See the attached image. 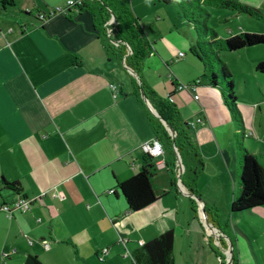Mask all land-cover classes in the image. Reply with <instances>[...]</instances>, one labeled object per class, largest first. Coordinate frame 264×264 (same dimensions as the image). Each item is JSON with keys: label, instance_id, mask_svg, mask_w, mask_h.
Listing matches in <instances>:
<instances>
[{"label": "crops", "instance_id": "0c3cea01", "mask_svg": "<svg viewBox=\"0 0 264 264\" xmlns=\"http://www.w3.org/2000/svg\"><path fill=\"white\" fill-rule=\"evenodd\" d=\"M61 1L0 0V179L20 185L15 193L0 183V204L19 196L32 199L26 212L13 211L7 217L0 211V258L12 264H24L27 256L36 257L40 264H133L131 254L139 243L172 230L174 264H221L226 252L235 264H264V220L253 222L247 232L229 219L223 228L212 211H201L203 224L212 223L220 230L217 242L205 235L193 209L192 216L182 221L174 208L177 200L161 205L168 194L165 190L144 209H127L116 182L150 164L153 187L158 178L154 163L160 172L169 168L164 155L144 159L141 145L155 139L148 115L134 94L132 78L116 60L108 59L91 15L72 10L45 21L36 18V13ZM123 1L154 43L144 60L148 65L169 64L155 50L156 42L165 41L174 53L193 45L191 27L178 13L175 22L169 21L164 9L168 5L157 0ZM179 53L176 61L186 56ZM143 76L142 71L145 84L159 96L170 97L184 122L190 117L203 119V125L188 129V136L192 144L190 132L199 143L203 136L213 140L214 153L233 182L232 201L237 131L219 88L209 85L207 78L184 80L198 81L194 92L185 90L193 102L188 106L192 114L185 117L177 97L184 90L175 89L181 83L178 78L174 76L168 91H161ZM109 84L118 88L115 98ZM247 115L251 126L243 143L264 167V143L255 140L256 136L264 139V108L250 105ZM222 126L230 128V159L217 136ZM195 147L202 157L201 146ZM166 176L170 188L171 177ZM44 240L48 249L42 246Z\"/></svg>", "mask_w": 264, "mask_h": 264}, {"label": "trees", "instance_id": "16d2710c", "mask_svg": "<svg viewBox=\"0 0 264 264\" xmlns=\"http://www.w3.org/2000/svg\"><path fill=\"white\" fill-rule=\"evenodd\" d=\"M164 5L176 6L182 19L194 30V43L190 53L203 65V71L211 86L218 87L223 102L236 127V192L230 205V212L264 206V167L255 155L244 146V125L237 99L233 92L231 72L220 59V52L236 51L244 48L264 45V35L240 32L228 38H220L207 24L208 8L226 9L236 14L263 20L264 17L252 7L235 0H157ZM76 10L87 11L92 19L97 37L109 60H116L122 69L132 78L134 94L141 107L146 111L155 139L161 143L165 166L171 170V185L176 181L184 188L190 202L194 197L199 202L200 211L204 208L196 192V180L201 174L203 160L188 136V124L180 116L170 97L159 96L142 79L143 64L154 50L140 24V19L123 0H79ZM167 64V63H166ZM168 66V64H167ZM255 71L264 74V61L258 62ZM243 132V133H241ZM241 134V135H240ZM243 135V136H242ZM190 156L192 164L185 160ZM145 160L153 157L144 154ZM186 163L192 170L190 183L181 179L186 171ZM152 165H146L130 178L116 182V188L123 197L127 209L137 212L156 201L157 197L151 185ZM1 185L15 193L20 185L15 181L0 179ZM192 209L195 211L193 203ZM196 212V211H195ZM172 230L165 231L151 239L131 254L133 264H174ZM230 252V251H229ZM24 264H40L36 257L27 256ZM221 264H224L221 261ZM231 264H235L233 256Z\"/></svg>", "mask_w": 264, "mask_h": 264}, {"label": "rangeland", "instance_id": "374dc122", "mask_svg": "<svg viewBox=\"0 0 264 264\" xmlns=\"http://www.w3.org/2000/svg\"><path fill=\"white\" fill-rule=\"evenodd\" d=\"M65 1L66 0H63L60 4L54 6H60ZM235 1H239L243 4L252 7L264 17V0ZM164 9L167 12V18L169 19V21L175 22L177 18V13L181 16L180 12H178L177 8L175 9L173 5L165 6ZM208 13L209 19L207 21V24L210 28L215 30L217 34H219L220 38H228L231 34H237L240 32L264 35L263 20L251 18L244 14H236L226 9L208 8ZM184 29L186 28H183V30ZM181 31L182 30H179V33L181 35H184V33H182ZM192 31V35L194 36V30ZM155 50L161 54V58H166L165 60L169 62V66H166L163 63H159L157 65H148V60L144 62L142 70L144 73L143 77L147 80L148 84L151 87L152 85H154L157 86L158 89L161 91H168L171 88V80L174 79V76L178 78V80L181 82L180 84L182 85L189 84L186 83V81L184 80L191 81V78L206 80L207 77L204 74L203 65L197 60L195 56L190 53V47L181 48L179 49V51H176L174 53L172 47L166 44L165 41H161L158 43L156 42ZM178 52L186 54V56L176 61L175 57L177 56ZM219 56L232 75L231 81L233 83V92L235 98L237 99L236 106L241 113L246 128V130L244 131L245 136H242L244 137L243 139L246 141L250 132L249 128L251 126V119L247 115L248 106L253 105L257 107L258 110L261 108V106L262 108H264V74H260L255 71L256 64L258 62L264 61V45L257 46L251 49H240L230 52H220ZM177 97L179 100H181L180 104L182 105L179 107L181 112H184L185 117L189 116L191 111L188 106L189 104L193 103L191 97L185 90L178 92ZM259 119H261L260 112H258L257 121H259ZM194 121L195 118L190 117L187 123L191 124ZM197 125L198 124H196L194 128ZM189 128L194 129L192 127ZM219 131L220 133L217 134L219 138L218 140L223 146L224 152L230 159V157H232L231 149H229L232 146V143L230 144L231 146L229 145L228 147V135L230 133V128L229 126H222L220 127ZM190 135L193 140V144L195 146H201L200 148L202 150L200 152L203 158V170L195 182L196 192L200 200L209 206L206 210L213 212V217L220 221V225L223 226V228L225 227L226 220L229 219L231 224L233 223L235 226H237V228L241 226L245 229V231L251 232L254 225L253 222L264 220V206L255 207L244 212H230L231 198L233 197L232 194L234 193L233 182L231 181V179H229L226 172H224V166L219 163L214 153V143L212 142L213 140H211V138H209L208 136H203V142L199 143V141H194L195 139L193 136V132H190ZM255 140L259 142L261 140L264 143V139L261 136H256ZM244 146L246 147V145ZM256 150V153H259V147H257ZM184 158L187 163L189 161V164L191 163V166H194L192 162H190V156H184ZM259 158V160H261L260 156ZM187 163L186 171L183 170V172L181 173V179L190 183V180L191 178H193V176L192 170L189 168ZM154 166L156 168V172L158 171V178L156 180L154 179L152 183V188L155 195L161 192L162 190L168 192L166 197H164L163 200L160 202L161 205H164L166 203L172 204L173 201L177 200L178 206H174V208L178 211L179 214H182V221H185L192 216L191 203H193L196 211L194 212L197 215L200 223L204 225L199 214L201 212L199 202L194 197L192 198L193 201L190 202L189 196L185 194L184 189L178 181H176L175 186H172L170 188L166 187V175L172 177L171 170L169 169L167 172H160V169L157 168L156 163H154ZM212 225L215 227L214 224H209V226ZM203 227L205 230V235L206 233H208L211 239L215 238L216 241L219 242V238L217 239L214 236V231H210L206 225H204ZM219 232L220 230L218 229V235ZM222 257L223 259H221V261L224 264H231V258L230 260H227L224 255ZM230 257H232V255ZM5 261L6 260L0 258V264H12L11 261Z\"/></svg>", "mask_w": 264, "mask_h": 264}, {"label": "built area", "instance_id": "2783aa9c", "mask_svg": "<svg viewBox=\"0 0 264 264\" xmlns=\"http://www.w3.org/2000/svg\"><path fill=\"white\" fill-rule=\"evenodd\" d=\"M78 4H79V0H66L63 5L53 6V7L49 8L47 11H42V12L36 13L35 16L39 21H45L46 19H48L49 17H51L55 14H60V13L68 14L70 11L76 10ZM0 11H1V7H0ZM183 55L184 54L181 52L178 54V56H180V57ZM197 83H198V81L191 83V84H187V85L176 84L175 89L176 90H187L190 92H194L195 86ZM109 88H110V91L112 93V97L115 98L117 96V93H118L117 86L114 84H109ZM193 98L195 100H197L198 96L193 95ZM203 123H204L203 119L200 117H197V118H195V121L193 123H191V124L187 123V124H188V127L194 128V126L196 124L203 125ZM141 150L144 154H148V155L152 156L153 158L163 156V149H162L161 143L156 139H154L150 142H144L141 145ZM109 192L112 193L113 190H110ZM31 202H32V199L19 196L18 198H16L15 200H13L10 203H4V202L1 203L0 204V211L4 212L7 217H11L13 211H19L22 213L28 211L30 208ZM38 221H39V219H38ZM208 228L210 231L215 232L214 236L218 239V237H219L218 229L216 227H214L213 225L212 226L208 225ZM41 243H42V246L44 249L49 248V243L47 241L44 240ZM139 244L142 245V243H139ZM102 253H107V249H103ZM5 256H6V254L3 253L2 257H5ZM230 256L231 255L228 252L225 253V258L227 260H230V258H231Z\"/></svg>", "mask_w": 264, "mask_h": 264}]
</instances>
